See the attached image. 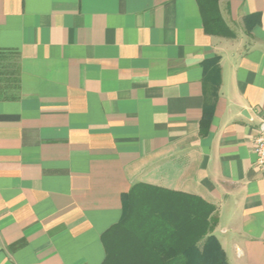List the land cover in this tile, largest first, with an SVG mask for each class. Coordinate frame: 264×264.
<instances>
[{
	"label": "crops",
	"instance_id": "crops-1",
	"mask_svg": "<svg viewBox=\"0 0 264 264\" xmlns=\"http://www.w3.org/2000/svg\"><path fill=\"white\" fill-rule=\"evenodd\" d=\"M218 8L232 38L196 0H0V264H102L135 185L212 205L227 264H264V0Z\"/></svg>",
	"mask_w": 264,
	"mask_h": 264
},
{
	"label": "trees",
	"instance_id": "trees-1",
	"mask_svg": "<svg viewBox=\"0 0 264 264\" xmlns=\"http://www.w3.org/2000/svg\"><path fill=\"white\" fill-rule=\"evenodd\" d=\"M203 31L232 38L218 8L219 0H196ZM255 17V15L245 19ZM219 58L203 66V107L199 134L205 136L220 84ZM215 208L201 199L177 192L135 185L122 198L120 221L102 235V264H227L211 232Z\"/></svg>",
	"mask_w": 264,
	"mask_h": 264
},
{
	"label": "built area",
	"instance_id": "built-area-1",
	"mask_svg": "<svg viewBox=\"0 0 264 264\" xmlns=\"http://www.w3.org/2000/svg\"><path fill=\"white\" fill-rule=\"evenodd\" d=\"M251 143V152L254 156L253 167L264 177V122L262 123V129L251 140Z\"/></svg>",
	"mask_w": 264,
	"mask_h": 264
}]
</instances>
